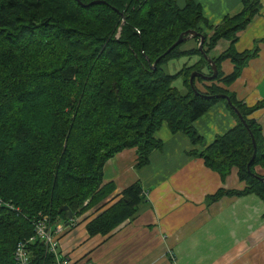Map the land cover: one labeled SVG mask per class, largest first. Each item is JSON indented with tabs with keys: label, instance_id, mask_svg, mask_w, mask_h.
<instances>
[{
	"label": "trees",
	"instance_id": "16d2710c",
	"mask_svg": "<svg viewBox=\"0 0 264 264\" xmlns=\"http://www.w3.org/2000/svg\"><path fill=\"white\" fill-rule=\"evenodd\" d=\"M79 1L104 3L0 0V264H17L16 245L34 234L37 221L47 228L66 224L61 206L74 214L67 226L88 209L105 206L115 189L113 182L103 183L106 161L135 148L136 167L146 165L150 153L162 147L155 133L164 124L171 133L185 134L193 145L188 154L221 179L237 169L243 189L219 187L206 203L254 194L264 204V176L256 171L264 169V133L250 117L264 102L248 105L229 88L264 40H255L250 50L235 48L260 0H240V10L216 25L207 21L198 0ZM188 30L203 35L202 48L193 37L169 49ZM221 39L229 45L210 54ZM201 50L217 75L195 76L190 85L192 72L211 74ZM181 56L198 58L166 73L163 65ZM224 60L232 64L229 73L221 70ZM177 78L185 93L172 85ZM217 102L226 104L236 123L198 149L203 139L194 122ZM145 202L141 183L128 184L86 223V232L108 234L135 218ZM27 249L29 264H55L43 241Z\"/></svg>",
	"mask_w": 264,
	"mask_h": 264
},
{
	"label": "crops",
	"instance_id": "0c3cea01",
	"mask_svg": "<svg viewBox=\"0 0 264 264\" xmlns=\"http://www.w3.org/2000/svg\"><path fill=\"white\" fill-rule=\"evenodd\" d=\"M179 5L184 0H176ZM209 23L218 24L225 15L241 8L240 0H198ZM264 37V0L249 25L239 32L235 48L250 50L255 40ZM229 45L221 39L210 54H219ZM258 53L249 59L230 88L248 105L264 102V40L257 43ZM229 73V60L221 63ZM251 118L264 133V105ZM236 123L223 102L215 103L199 116L194 127L202 149L216 135ZM162 147L153 150L149 161L136 167V150L127 148L106 161L103 183L113 182L114 191L107 204L96 205L65 226L58 241V251L69 256L72 264H264V204L257 195L223 196L213 203L205 197L219 187L241 190L237 169L221 179L197 156L189 138L171 133L162 125L155 133ZM256 171L264 176V169ZM139 181L146 202L133 219H126L106 235H88L86 223L120 197L128 184Z\"/></svg>",
	"mask_w": 264,
	"mask_h": 264
},
{
	"label": "built area",
	"instance_id": "2783aa9c",
	"mask_svg": "<svg viewBox=\"0 0 264 264\" xmlns=\"http://www.w3.org/2000/svg\"><path fill=\"white\" fill-rule=\"evenodd\" d=\"M1 202V201H0ZM65 224L58 223L55 227L47 228L44 220L37 221L34 228V234L26 241H20L17 243L14 258L17 264H29V252L27 246L30 242L38 239L44 242L47 250L55 255V264H72L69 256L61 255L58 252L59 236L64 232Z\"/></svg>",
	"mask_w": 264,
	"mask_h": 264
},
{
	"label": "water",
	"instance_id": "95a60500",
	"mask_svg": "<svg viewBox=\"0 0 264 264\" xmlns=\"http://www.w3.org/2000/svg\"><path fill=\"white\" fill-rule=\"evenodd\" d=\"M76 1H77L80 5H82V6H89V5H91V4H95V3H104L103 1H92V2H90V3H88V4H83V3H81L79 0H76ZM193 37H198V38H199L200 41H199V46H198V48L201 49V48H202V43H203V40H204L203 35L200 34V33L195 32V31H193V30H188V31L184 32L183 34H181V35L179 36V38H178V39L172 44V46H171L169 49H171V48H173L174 46L178 45V44L181 43L182 41H186V40L191 39V38H193ZM201 52H202L203 57L205 58V60H207V62L210 64V71H211V74H209V75H205V74L198 73V72H192L191 75H190V77H189V83H190V85H192V79H193V77H195V76L202 77V78L207 79V80H211V79H214V78L216 77V75H217L216 65L214 64L213 60L209 57V55H208L207 53L203 52L202 50H201ZM156 62H157V60H155L154 63L152 64V67H153V68L156 67ZM225 100H226V103H227L229 106H231V103H230L229 98H228V97H225ZM231 108L234 109L233 106H231ZM234 111H235L237 117H238L240 120H242V122H244V120L242 119L241 114H240L236 109H234ZM244 123H245V122H244ZM60 209L66 212V218L68 219V221L66 222L65 225L67 226L68 223H69V221H70V219L73 218L74 214H73V212H72V211H71L66 205L61 206Z\"/></svg>",
	"mask_w": 264,
	"mask_h": 264
},
{
	"label": "rangeland",
	"instance_id": "374dc122",
	"mask_svg": "<svg viewBox=\"0 0 264 264\" xmlns=\"http://www.w3.org/2000/svg\"><path fill=\"white\" fill-rule=\"evenodd\" d=\"M190 40V39H188ZM189 43L185 44V47L188 46ZM193 45V43H190ZM197 56H181L176 59L169 60L167 63L163 65V69L166 73L173 74L175 73L178 69L181 68L182 64L187 62L188 64L193 63L194 61L197 60ZM172 85H174L181 93L186 92V88L182 85V81L180 78L174 79L172 82ZM197 86L202 90L203 89V83L197 82ZM232 85L229 87L231 88ZM61 236V235H60ZM59 236V238H60Z\"/></svg>",
	"mask_w": 264,
	"mask_h": 264
}]
</instances>
